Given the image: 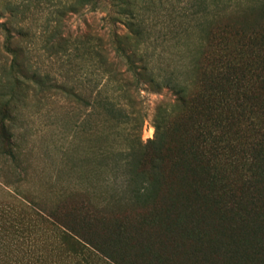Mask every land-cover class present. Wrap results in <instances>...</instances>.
Segmentation results:
<instances>
[{
	"label": "trees",
	"instance_id": "16d2710c",
	"mask_svg": "<svg viewBox=\"0 0 264 264\" xmlns=\"http://www.w3.org/2000/svg\"><path fill=\"white\" fill-rule=\"evenodd\" d=\"M20 1L28 11L32 0ZM35 1L55 8L56 24L103 1L120 12L128 35L114 43L125 70L100 38L56 31L61 66L84 67L88 79L80 93L65 73L54 85L87 109L78 183L50 202L25 198L20 214L0 211V264H264V16L254 15L264 0H210L173 34L171 55L149 52L134 0ZM230 10L242 19L219 21ZM13 41L8 34L10 71L25 74ZM142 85L175 97L155 108L145 141ZM11 100L0 103L9 157Z\"/></svg>",
	"mask_w": 264,
	"mask_h": 264
},
{
	"label": "rangeland",
	"instance_id": "374dc122",
	"mask_svg": "<svg viewBox=\"0 0 264 264\" xmlns=\"http://www.w3.org/2000/svg\"><path fill=\"white\" fill-rule=\"evenodd\" d=\"M20 2L0 0V103L12 98L10 126L15 144L12 157L0 149V211L16 214L21 213L25 198L50 202L64 188L77 185L81 170L87 109L82 100L61 95L54 85L65 73L68 85L80 93L84 92L88 79L84 67L69 69L61 66L57 49L53 46L56 31L63 37L91 35L100 38L109 59L122 71L125 67L117 57L114 35L121 41H125L128 35L127 28L120 21L124 17L105 1L95 11L83 8L76 13L66 12L59 24L54 21V7H45L32 0L28 3V11L22 13ZM134 2L136 9L145 13L144 19L150 28L153 44L149 52L171 55L178 50L172 46L174 33L182 32L180 25H185L188 20H198L211 1ZM241 8L247 9L246 6ZM236 15L227 11L219 21L242 19L241 13ZM254 15L264 16V7H256ZM18 29L27 35L18 36ZM8 34L23 53L24 75L10 71L13 56L5 47ZM16 77L20 82L15 85ZM12 87H17L16 97L12 96ZM174 99L169 89L153 91L149 86H141L137 100L145 116L141 132L143 141L154 136L152 117L155 108L161 103H172ZM29 208H34L33 204Z\"/></svg>",
	"mask_w": 264,
	"mask_h": 264
}]
</instances>
